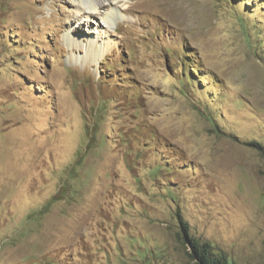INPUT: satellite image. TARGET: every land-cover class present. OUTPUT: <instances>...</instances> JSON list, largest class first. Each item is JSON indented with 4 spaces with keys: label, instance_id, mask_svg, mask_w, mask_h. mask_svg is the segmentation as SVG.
I'll list each match as a JSON object with an SVG mask.
<instances>
[{
    "label": "rangeland",
    "instance_id": "rangeland-1",
    "mask_svg": "<svg viewBox=\"0 0 264 264\" xmlns=\"http://www.w3.org/2000/svg\"><path fill=\"white\" fill-rule=\"evenodd\" d=\"M97 2L0 0V264H264V0Z\"/></svg>",
    "mask_w": 264,
    "mask_h": 264
},
{
    "label": "trees",
    "instance_id": "trees-1",
    "mask_svg": "<svg viewBox=\"0 0 264 264\" xmlns=\"http://www.w3.org/2000/svg\"><path fill=\"white\" fill-rule=\"evenodd\" d=\"M189 243L194 250V258L199 264H227L221 257H215L207 244H201L194 239H189Z\"/></svg>",
    "mask_w": 264,
    "mask_h": 264
},
{
    "label": "bare ground",
    "instance_id": "bare-ground-1",
    "mask_svg": "<svg viewBox=\"0 0 264 264\" xmlns=\"http://www.w3.org/2000/svg\"><path fill=\"white\" fill-rule=\"evenodd\" d=\"M108 1L109 0H99L96 6H98L100 9H107L108 7L112 5V3L111 2L108 3Z\"/></svg>",
    "mask_w": 264,
    "mask_h": 264
}]
</instances>
